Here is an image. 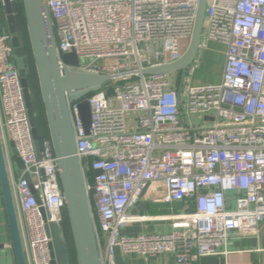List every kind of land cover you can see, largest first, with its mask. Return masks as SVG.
<instances>
[{
	"label": "built area",
	"instance_id": "built-area-1",
	"mask_svg": "<svg viewBox=\"0 0 264 264\" xmlns=\"http://www.w3.org/2000/svg\"><path fill=\"white\" fill-rule=\"evenodd\" d=\"M45 1L59 67L112 77L69 103L102 264H116V252L192 264L233 253V236L258 237L264 221V0H207L198 52L207 41L225 48L221 79L186 84L198 69L194 60L178 103L179 73L143 70L180 60L199 0ZM69 53L77 66L63 63ZM82 100L89 105L88 133L78 114ZM0 132L25 262L51 264L45 225L62 226L65 200L50 137L40 131L37 157L8 34L0 35ZM8 143L23 165L16 178ZM139 201L180 203L182 210L134 215ZM147 222H166L170 230L122 234Z\"/></svg>",
	"mask_w": 264,
	"mask_h": 264
},
{
	"label": "water",
	"instance_id": "water-1",
	"mask_svg": "<svg viewBox=\"0 0 264 264\" xmlns=\"http://www.w3.org/2000/svg\"><path fill=\"white\" fill-rule=\"evenodd\" d=\"M1 2L5 12L6 29L10 37L11 46L14 50H18L21 47V43L13 5L10 0H1ZM206 3L207 0H199L191 38L180 60L169 65L143 70V74L146 75L179 73L178 91L176 94L177 103L180 98V89L185 79V70L195 60L198 53ZM21 5L47 130L59 168V182L65 200V214L75 264H102L96 240V230L88 202V194L77 156L76 136L69 112V103L84 99L100 89L112 77L89 73L75 68L61 69L46 1L21 0ZM62 61L66 65L73 67L78 65V59L74 53L64 54ZM14 66L20 77L34 148L39 158L40 144L37 116L27 81L28 69L23 57L14 58ZM78 114L85 133H88L90 113L86 100H82L78 104ZM8 148L12 164L18 171H21L23 165L13 144L8 143ZM24 179L30 184L31 180L28 174L24 175ZM0 191L15 262L16 264H26L1 134ZM35 199L39 204L37 195H35ZM40 211L43 220L46 221L43 209H40ZM45 230L51 239V264H72L70 247L62 226L57 223H46Z\"/></svg>",
	"mask_w": 264,
	"mask_h": 264
},
{
	"label": "crops",
	"instance_id": "crops-1",
	"mask_svg": "<svg viewBox=\"0 0 264 264\" xmlns=\"http://www.w3.org/2000/svg\"><path fill=\"white\" fill-rule=\"evenodd\" d=\"M7 34L6 23H5V12L0 0V35ZM206 48L203 50L202 56L206 59L211 58L210 52H207L208 44H214L216 53H218L217 60L220 62V71L222 74L224 52L225 48L216 43L207 41L205 42ZM23 57L21 47L18 50H14V58ZM24 59V57H23ZM210 60V59H208ZM216 60V61H217ZM25 61V59H24ZM222 62V63H221ZM221 75L219 77V81ZM218 81V82H219ZM39 120L37 118V124ZM18 177L19 171L16 174ZM170 207L176 211L182 210V204L175 203L169 204H157L153 202L139 201L131 209V213L134 215H148V216H161L166 215L170 212ZM259 236L258 237H242L233 236L230 240L228 250L233 252L227 256H208L200 258L198 261L192 264H262L264 262V254L260 253L259 250L264 249V221L259 225ZM170 230L168 223L166 222H147L137 223L127 226L122 229V234L126 236H136L143 233H160L168 232ZM116 264H174L173 258L168 255H163L154 258L143 259L136 255H130L128 257L122 256L119 252L115 254ZM0 264H16L15 257L10 242L9 231L7 226V220L5 216V210L3 200L0 191Z\"/></svg>",
	"mask_w": 264,
	"mask_h": 264
},
{
	"label": "trees",
	"instance_id": "trees-1",
	"mask_svg": "<svg viewBox=\"0 0 264 264\" xmlns=\"http://www.w3.org/2000/svg\"><path fill=\"white\" fill-rule=\"evenodd\" d=\"M13 9H14V13H15L16 21H17L19 40L21 43V49L23 52V57L25 59V64H26L27 69H28L27 81H28L29 88L31 90V95H32V99L34 102L35 113H36V116L39 120V122H38L39 131H40V134H42V136L48 137L49 133L47 130V125H46L45 116H44V110H43V106L41 103V98H40V93H39V88H38V82H37L34 62H33L32 54H31L30 44L28 41V35H27V31H26L25 20H24V16H23V9H22V5H21V0H15L14 1ZM62 228L65 232V237H66L68 244H69V247H70V255H71L72 264H75V260H74V256H73L72 248H71V243H70V235H69V229H68L65 211L62 214Z\"/></svg>",
	"mask_w": 264,
	"mask_h": 264
},
{
	"label": "rangeland",
	"instance_id": "rangeland-1",
	"mask_svg": "<svg viewBox=\"0 0 264 264\" xmlns=\"http://www.w3.org/2000/svg\"><path fill=\"white\" fill-rule=\"evenodd\" d=\"M216 48L217 47L214 44H208L207 52H210L211 58H208L210 60L202 56V51H199L197 53L195 61L199 62L198 69L190 80H185L186 84L190 83L192 85H208L218 83L219 77L221 75V65L220 62L217 60L218 53H216ZM13 171L15 176H17L16 174L18 170L15 168L14 165Z\"/></svg>",
	"mask_w": 264,
	"mask_h": 264
}]
</instances>
